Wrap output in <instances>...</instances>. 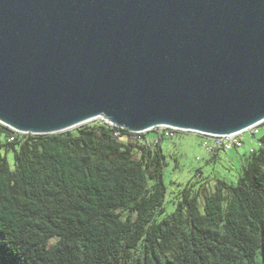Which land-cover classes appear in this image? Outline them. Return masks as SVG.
Returning <instances> with one entry per match:
<instances>
[{
	"label": "water",
	"instance_id": "obj_1",
	"mask_svg": "<svg viewBox=\"0 0 264 264\" xmlns=\"http://www.w3.org/2000/svg\"><path fill=\"white\" fill-rule=\"evenodd\" d=\"M98 118L211 135L263 121L264 0H0V124Z\"/></svg>",
	"mask_w": 264,
	"mask_h": 264
},
{
	"label": "trees",
	"instance_id": "obj_2",
	"mask_svg": "<svg viewBox=\"0 0 264 264\" xmlns=\"http://www.w3.org/2000/svg\"><path fill=\"white\" fill-rule=\"evenodd\" d=\"M0 135V264H264V136L235 184L198 171L166 215L172 138L104 122Z\"/></svg>",
	"mask_w": 264,
	"mask_h": 264
},
{
	"label": "rangeland",
	"instance_id": "obj_3",
	"mask_svg": "<svg viewBox=\"0 0 264 264\" xmlns=\"http://www.w3.org/2000/svg\"><path fill=\"white\" fill-rule=\"evenodd\" d=\"M98 119L88 124L104 122L101 118ZM258 130L259 134L256 136H252L249 131L244 132L241 137L242 146L239 149L220 150L215 159H212V154L203 148L201 138L193 133L176 134L172 139H165L161 145L165 155L163 170L166 186L165 214L174 212L179 192L188 183L196 181L195 175L198 171L202 177L198 183L214 179L235 184L249 153L258 148L259 139L264 136V124ZM3 139V135H0V140ZM1 154L12 169L13 153L2 149Z\"/></svg>",
	"mask_w": 264,
	"mask_h": 264
},
{
	"label": "built area",
	"instance_id": "obj_4",
	"mask_svg": "<svg viewBox=\"0 0 264 264\" xmlns=\"http://www.w3.org/2000/svg\"><path fill=\"white\" fill-rule=\"evenodd\" d=\"M103 121L104 119L101 118ZM105 124L114 127V128H119L114 125L108 124L104 121ZM264 124V120L251 126L250 128L231 133V134H226V135H211V134H204L196 131H188V130H182L174 127H169V126H157L153 127L149 130L142 131L135 133V135H141V134H147L150 132L155 133V139L154 142H157L160 137L163 138H173L176 134L180 133H193L197 135L199 138L202 140V146L203 148L209 153H213L214 151L217 150H222V151H229L232 149H239L242 146L241 142V137L243 136L244 132L249 131L252 136H256L259 134L258 128ZM122 130H125L124 128H119ZM117 135V134H116Z\"/></svg>",
	"mask_w": 264,
	"mask_h": 264
},
{
	"label": "bare ground",
	"instance_id": "obj_5",
	"mask_svg": "<svg viewBox=\"0 0 264 264\" xmlns=\"http://www.w3.org/2000/svg\"><path fill=\"white\" fill-rule=\"evenodd\" d=\"M99 120V119H98ZM93 120H88V121H86V122H84V123H82L83 125H86V124H88V123H90V122H92ZM79 125V124H78ZM77 127V125H75L73 128H70V129H74V128H76ZM126 130V129H125ZM126 131H128V130H126ZM129 133H131V134H134L135 135V133H133V132H130V131H128Z\"/></svg>",
	"mask_w": 264,
	"mask_h": 264
}]
</instances>
